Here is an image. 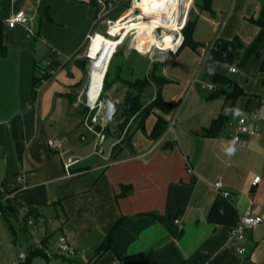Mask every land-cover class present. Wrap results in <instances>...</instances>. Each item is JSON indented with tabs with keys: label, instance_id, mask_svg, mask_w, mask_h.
<instances>
[{
	"label": "crops",
	"instance_id": "1",
	"mask_svg": "<svg viewBox=\"0 0 264 264\" xmlns=\"http://www.w3.org/2000/svg\"><path fill=\"white\" fill-rule=\"evenodd\" d=\"M263 1L230 0L224 6L223 0H213L209 12H198L193 39L203 45L195 51L200 69L180 79L166 69V60L164 74L173 83L164 87L163 97L175 109L170 115L151 114L145 130L133 132L128 149L113 133H102L101 142L86 126L81 108L89 68L77 55L99 26L95 1L0 0V192L14 193L17 214L28 207L49 220L39 239L54 254L50 263L39 249L41 255L27 264H264V228L248 234L242 244L248 251L241 254L230 246L229 227L208 222L218 182L239 218H264V42L259 55L237 67L236 74L207 58L216 40L238 39L249 46L256 39ZM21 11L35 37L23 25L8 26ZM52 54L61 65L34 98L35 68H48ZM207 73L227 76L245 93L235 106L244 115L232 114L217 137L208 136V130L224 96L213 98L214 92L201 89V82L215 87L205 80ZM157 115L168 128L152 141ZM243 118L255 134L228 156V140ZM53 139L62 141L60 153L49 147ZM76 161L67 172L65 165ZM257 177L260 182L253 185ZM122 186H127L124 193ZM60 219L67 222L77 258L57 253ZM177 219L182 230L174 224ZM110 234L109 249L100 253Z\"/></svg>",
	"mask_w": 264,
	"mask_h": 264
},
{
	"label": "built area",
	"instance_id": "2",
	"mask_svg": "<svg viewBox=\"0 0 264 264\" xmlns=\"http://www.w3.org/2000/svg\"><path fill=\"white\" fill-rule=\"evenodd\" d=\"M98 10L97 22L105 24L106 30L101 33L102 36L108 39L120 42L116 47L113 56L120 48H125L130 36L133 35V52L140 56L148 57L152 62H165L169 55H176L182 48L185 37L184 31L190 21L191 13L195 7L196 0H94ZM30 18L26 12L21 11L7 20L10 28L17 25L27 27L28 36L35 37L33 30L28 28ZM94 33L87 37L89 48L85 54L90 62L89 68L92 69L93 58L91 56V45L97 34ZM215 49V44L208 52V59L212 58V50ZM159 55V57H156ZM48 65V64H47ZM233 69H235L233 71ZM228 73H238L236 65H231L228 68ZM44 84V83H43ZM202 90L215 92V87L204 82L200 83ZM97 103L91 104L89 91L85 94V106L89 110L86 118V126L95 132L102 142L104 140L103 131L96 132L95 125L99 113L92 117V112L95 110ZM255 127L245 118L238 122L237 132L228 140L229 146H245L244 137L253 136ZM49 147L55 152L60 153L63 143L59 139L50 140ZM101 152V151H100ZM76 162H69L65 165L68 172ZM17 182L25 188V180L23 177H18ZM260 182L257 177L253 181V185ZM216 189L226 199L229 198V193L222 190V183L216 184ZM4 195V201H13L14 193L1 191ZM2 214L0 213V217ZM18 223L20 227L27 232L26 240H30L33 252L39 249L44 251L47 260L53 262V253L46 249L39 236V229L49 223L44 217L32 214L28 207H25L18 213ZM65 219L59 220L60 234L57 240V253L60 257L74 259L80 256L79 251L74 247L70 235L65 230ZM174 224L182 230L184 224L177 219ZM264 228V218L257 216H244L239 218L238 224L231 229L230 246L238 253L245 254L247 249L242 244L247 239L248 234L255 228ZM30 257L20 254L14 264H27Z\"/></svg>",
	"mask_w": 264,
	"mask_h": 264
},
{
	"label": "trees",
	"instance_id": "3",
	"mask_svg": "<svg viewBox=\"0 0 264 264\" xmlns=\"http://www.w3.org/2000/svg\"><path fill=\"white\" fill-rule=\"evenodd\" d=\"M212 3L213 0H197L196 7L199 13L209 12L211 10ZM197 18L189 21L184 31L185 41L180 51L186 47H189L195 51L199 47H203L202 44L196 43L193 39ZM255 23L258 27H260V33L249 46L244 45L238 39L233 41L216 40L215 49H213L211 52L212 58L218 63L227 66L236 65L237 67H243L253 56H258L259 49L264 42V1L260 16ZM119 51L112 57L110 64L112 65L116 58H119L120 63L118 66H116L117 69L114 71V74H112V71L110 70L107 72L103 87V90L106 92L111 88L113 83L118 82L124 85L126 88L124 100L120 103L119 112L115 117V123L119 121V124H117L114 132H112L110 128L101 127L98 125H95V129L96 131H103L104 133L111 134L112 132L114 136H116L118 139H121L123 137V131L126 132L125 135H128L129 129L135 125H137V130L144 131L146 120L151 114H153L155 110L161 112L164 115H170L175 108L163 97L164 87L173 83V81L163 74L162 66L151 61L152 63L148 62V70L147 68H143L142 70V66H135V63L140 55H138L136 52L126 53L125 49L121 54ZM118 54L120 55L118 56ZM106 57V54H104V57L102 58L103 61L93 74L94 79H96L98 83V87L103 74L104 64L106 62V59L104 58ZM50 58L51 65L48 68H39L37 66L35 68L33 83L34 98L36 97L37 90L43 85V83L51 78L54 69L61 65V63L57 61L54 54H52ZM261 71L264 72V63L261 66ZM206 80L212 82L216 87L213 98L217 96H224V105L221 113L219 117L212 122L211 127L208 130V136L217 137L225 128L232 116V113L226 115L225 109H235L238 99L241 96H245V93L241 87H239L227 76L207 73ZM151 87L155 88V93L151 94V101L146 102L145 96ZM167 128L168 122L163 117L157 116L156 123L149 135L150 139L152 141H158L165 134ZM132 134L133 132L129 134L126 141L129 143V145ZM124 142L125 140L123 139L122 143ZM119 149V147L115 148V150ZM126 189L127 186H122L123 193L126 191ZM3 198L4 195L0 192V213L2 214L0 218L4 219L14 238L18 235V233H21L27 237L26 230H23L18 223V214L16 213L12 202L7 201V207H4L1 203ZM208 222L213 225L226 226L232 229L238 224L239 215L235 206L228 199L224 198L221 193H219L210 209ZM15 225L18 227V229H16ZM111 237L112 234H110L104 241L100 249V253H103L109 249ZM39 255H41V253L39 254L36 251L33 252L29 261L31 260V257H36ZM43 255L45 256L44 253Z\"/></svg>",
	"mask_w": 264,
	"mask_h": 264
},
{
	"label": "rangeland",
	"instance_id": "4",
	"mask_svg": "<svg viewBox=\"0 0 264 264\" xmlns=\"http://www.w3.org/2000/svg\"><path fill=\"white\" fill-rule=\"evenodd\" d=\"M197 1V0H196ZM229 2L230 0H223V5L224 6H229ZM198 9L196 7V2H195V7L192 10L191 13V18L190 20H193L194 18L198 17ZM98 26V25H97ZM96 31L94 32L93 36L95 34H101L103 33L106 28H105V24H103L102 22H99V26L97 27V29H95ZM212 46V45H211ZM89 48V43L87 42L85 47L81 50V52L77 55V61L81 62L82 64H85L88 66H90V62L89 60L86 58L85 54L87 52ZM106 62L104 64V70H103V74L101 76V80H100V85L98 87V83L96 81V79H94V75H92L93 73L96 72V70L99 68L100 63L103 61V57L104 55H100L97 58V61H94L95 67L92 66V69L89 68L88 69V77H87V90L86 92L89 91V97H91L93 95V91L95 93L94 97L96 96V94L100 91V88L102 87L101 93H100V98L98 100L97 106L95 108V110L92 112V117L94 115H96L97 113H99L102 110V106H103V98L105 95H110L113 99L118 100L119 102H123L124 100V93L126 91V88L124 87V85H122L121 83L115 82L111 85V88L108 91H104L103 87H104V83H105V78L107 75V72L110 70L112 71V74H114V71L117 69L116 66H118V64L120 63L119 58H116L114 63L111 65V60H112V48H108L106 47ZM125 48H120L119 53L121 54L122 51H124ZM200 54L204 53L202 52V50H199ZM118 54V56L120 55ZM199 55H197V53L195 52V50L186 47L184 48L178 55H169L167 57V62L169 61V66H167L166 61L163 62H154V63H158L162 66L163 68V74H164V65L166 63V69L169 70V73H174V74H178L179 78L182 79V77L186 76V75H191L193 73V70H196V73L198 72L197 70L200 69L202 64V61H200V64L197 65V61L200 59V57H198ZM156 57H159V55H157ZM199 58V59H198ZM148 62H151V60L148 57H144V56H140L137 61H136V67L142 66V70L143 68H147L148 70ZM109 63V64H108ZM152 63V62H151ZM200 65V66H199ZM111 66V68H110ZM141 70V72H142ZM107 71V72H106ZM165 75V74H164ZM201 74H198L197 77H200ZM202 79H203V75ZM170 79V78H169ZM197 79V78H196ZM172 80V79H171ZM206 80V79H205ZM173 81V80H172ZM96 91V92H95ZM155 91H148V93L145 96V101L150 102V96L151 94H154ZM204 93V92H202ZM81 108L86 111V113L88 114L89 110L86 108L85 105L81 104ZM155 112H158L159 114L161 112L155 110L153 112V114H155ZM157 113V114H158ZM158 116V115H157ZM116 119V118H115ZM114 119V129L117 127V124H119L117 121V123H115ZM114 129H110L112 132H114ZM137 129V125L133 126L131 129H129V134L131 132H134ZM111 132V134H112ZM110 134V133H107ZM126 132L123 131V137L122 139L125 140V142L123 143V145L130 149V145L127 141L128 139V135H125ZM1 203L3 204L4 207H7V201H4L2 199ZM18 210V212L20 211L19 208H16ZM16 229H18V227L15 225ZM39 238V236L37 237ZM26 237L23 236V234L18 233V235L14 238V236L12 235V232L10 230V228L8 227V225L6 224V222L4 221V219L0 218V264H14L15 259L18 258V255L20 254H24L27 257H30L31 253L33 252V248L31 247V244L34 245L33 243H27L26 242ZM32 258V257H31Z\"/></svg>",
	"mask_w": 264,
	"mask_h": 264
},
{
	"label": "water",
	"instance_id": "5",
	"mask_svg": "<svg viewBox=\"0 0 264 264\" xmlns=\"http://www.w3.org/2000/svg\"><path fill=\"white\" fill-rule=\"evenodd\" d=\"M133 38L134 36L131 35L129 40L127 41V44L125 46L126 53L133 52ZM119 109V102L113 99L110 95H105L103 98L102 110L99 112L96 119V125H105L107 128H109L113 124L114 119L119 112Z\"/></svg>",
	"mask_w": 264,
	"mask_h": 264
},
{
	"label": "bare ground",
	"instance_id": "6",
	"mask_svg": "<svg viewBox=\"0 0 264 264\" xmlns=\"http://www.w3.org/2000/svg\"><path fill=\"white\" fill-rule=\"evenodd\" d=\"M119 43L120 42H117L115 40L105 38L101 34H97L96 37H94V40H93L92 45H91V56L93 58V66L95 67L94 61H97L98 56H100L102 53H103L102 55L105 54V51L107 49L106 47L112 48L113 51L111 54H114L116 47L118 46ZM112 57H113V55H112ZM101 90H102V87L100 88V91L96 94V98L92 99L93 95L90 97V103L91 104H94L99 100V98L101 96L100 95ZM94 99H95V101H94Z\"/></svg>",
	"mask_w": 264,
	"mask_h": 264
},
{
	"label": "clouds",
	"instance_id": "7",
	"mask_svg": "<svg viewBox=\"0 0 264 264\" xmlns=\"http://www.w3.org/2000/svg\"><path fill=\"white\" fill-rule=\"evenodd\" d=\"M235 69H233V71H234ZM209 71L211 72L212 70L211 69H209ZM229 113H232L233 115H234V117H239V116H242V115H244L243 113H242V111L239 109V108H235V109H231V108H226L225 109V114L227 115V114H229ZM236 147L233 145V146H229L227 149H225V151H226V154L228 155V156H232V155H234L235 154V152H236Z\"/></svg>",
	"mask_w": 264,
	"mask_h": 264
}]
</instances>
